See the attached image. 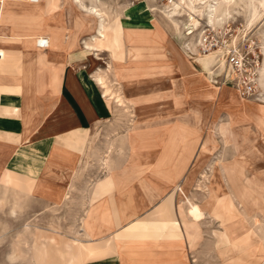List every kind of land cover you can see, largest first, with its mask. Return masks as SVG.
I'll use <instances>...</instances> for the list:
<instances>
[{
  "label": "crops",
  "instance_id": "0c3cea01",
  "mask_svg": "<svg viewBox=\"0 0 264 264\" xmlns=\"http://www.w3.org/2000/svg\"><path fill=\"white\" fill-rule=\"evenodd\" d=\"M92 1L90 5L93 6L95 3ZM79 4L85 9L89 6L83 0H70L69 6L75 7L79 13L70 12L72 23L68 29L59 14H56L59 6L57 0H0V52L3 56L0 59V183L17 193H37L41 201L47 203L58 202L64 197L67 178L84 161V148L88 140L92 139V132L113 127L111 118L114 106L104 102L101 87L92 76L93 57H99L102 52L109 54L107 48H113L119 35L126 47L124 34H144L154 30L150 28L154 26L150 12L141 4L124 11L119 25L108 26L105 39L97 38L102 47L95 51L88 50L86 44H94L90 37L97 36V26L89 25V15ZM84 26L92 31L87 39L81 41L85 45L79 48L71 46L77 30ZM65 30L70 31L67 40L62 37ZM41 39L47 40L45 48L36 44V40ZM131 50L137 58L125 62L135 75L141 77V82L127 88L125 94L134 101L143 97L140 108L151 103L153 98L149 96L150 93L161 94L162 104L178 105L177 92L186 93L200 86L190 78L186 80L182 77L176 81L175 76L180 75L182 68L175 61L170 46L134 45ZM205 61L204 57H198L196 62L204 69ZM162 78H168L172 87L158 80ZM231 96H236L232 89L221 94L228 103L229 111L248 106L232 104L229 100ZM251 106L256 109L258 104ZM199 114H202L201 111ZM139 115L144 119V127L134 137V142H137L134 145L141 149L150 143L152 147L158 145L161 147L158 159L150 164L141 156L140 149L135 158H127V167L115 168L109 160V154L110 146L117 138L110 139L103 154V157L108 155V174L91 187L87 199L89 205L81 219L78 236L64 238L56 230L49 235L35 230L30 244L33 264H193L191 257L202 256L198 238L201 233L199 217L183 215L180 209L182 200L178 203L175 201L177 190L181 199L186 195V192H182V185L178 189L168 190L167 180L171 178L168 174L173 171L166 168L165 163L169 160L166 155H162L173 126L181 125L182 122L158 126L146 121L155 117L153 114ZM228 120L218 125L227 124ZM243 126L249 133L254 132L249 131L248 126ZM208 137L211 135L208 134L201 144V152L205 149L204 142ZM222 140L225 145L229 144L224 137ZM178 144L177 139L175 145ZM125 145L127 148L123 147L124 151L120 153L129 156V141ZM254 149L255 153L262 154L264 142L254 144ZM126 151H129L128 154ZM180 151L181 147L175 149L171 162H178ZM246 156L245 161L253 159L256 162V155ZM236 159L234 162L243 161V157ZM258 165L254 163L255 167ZM194 167L197 168L196 164ZM136 170H145L146 174H134ZM181 171V168L178 169L176 175ZM226 203L222 207L210 203L208 208L231 210L230 214H235V209L229 208ZM16 207L17 200L13 201L10 210L15 211ZM216 213L217 216H210L219 222L232 220L230 214L220 217L218 211ZM256 237L257 232L238 234L230 239L218 224L217 228L212 229V235H208L207 250H203L207 251L208 264H215L216 250L223 255L222 264H250L239 256L232 257L230 249H233L232 252H241L249 259L254 255L261 262L260 254L264 246L259 239L254 241ZM11 256H17L15 248Z\"/></svg>",
  "mask_w": 264,
  "mask_h": 264
},
{
  "label": "rangeland",
  "instance_id": "374dc122",
  "mask_svg": "<svg viewBox=\"0 0 264 264\" xmlns=\"http://www.w3.org/2000/svg\"><path fill=\"white\" fill-rule=\"evenodd\" d=\"M90 1L91 0H83L86 5H89L88 8L92 6L90 5ZM93 1L100 9H107V12L112 16L114 15V12L116 13L122 11L120 16L114 20L116 22L110 24L109 26L119 25V20L122 16L121 14H123L124 11L142 4V6L150 12V19H152L154 24L153 27L150 26L151 29H154L153 31L151 30V32H146L140 35L144 36L145 39L142 44H166L168 47L170 46L173 50V56L182 68L180 75L175 76L176 81L185 77L186 80L188 78L193 79L196 84L202 86L200 88L201 90L198 89L195 92H193L192 89H189L186 93L183 91L177 92L178 95L176 96L179 99L178 105L170 103L162 104L163 100L160 98L161 94L157 95L150 93L149 96L153 98L151 103L148 106L138 109L137 112L153 114V116L155 115V117L147 119L148 123H155L159 126L162 123L172 125L176 122H182L181 125L176 126L186 127L191 130L190 139L192 144L194 143L193 141H195V146L191 156L186 161L182 144L179 142L178 145H175V141H171L170 143L169 137L166 141V145L163 147L164 151L162 155H166L169 160V162L165 163L166 168L173 171L168 174L171 175V178H168L169 180H167L168 190L171 191L174 188L178 189V186L182 185V192H186V195L183 197L184 199H181L179 190H177L175 194V201L178 203L179 200H182L180 201L182 202L180 209H182L183 215H189V218L199 217L200 220L199 229H201V233L198 234V238L200 239L199 243L202 256L200 258L193 256L190 260L193 264H208L207 251L203 250H207L208 235H212V229L217 228L218 224L220 225V222L218 219L209 215V204H205V190L202 188L200 191L197 190L200 181L202 185H205V182L207 181L202 180L201 175L206 172L208 173L207 177L209 178L211 174L209 167L213 165V167L216 168V165L214 164H217L220 170L221 162L223 164H233L235 166L234 170H237L236 174L238 175L242 171V166L239 165L238 167V162H234L237 160L234 154H237L240 151L235 150V145H232L233 147L229 144L225 145L218 129V124L221 121L228 120V113L230 112L229 108H227L228 103L225 102V99H222L221 94H223L227 89H232L243 104L250 106L252 104L261 105L260 103H264V99H261L260 97H241L231 83L222 79L225 68V61L223 58L225 48L223 45L225 43H231V41L244 40L243 46L245 47V44L249 42L250 48L259 54L261 67L263 60L262 46L264 41L263 24L261 25V22L263 20L261 22L259 20H254L252 23L247 24V0H235V4L232 5L233 10L230 15L214 26H212V24H208L205 21L204 16L196 15L197 13H194L187 7H181L180 5L174 6L172 2H177L178 0ZM57 3L59 6L57 7L56 14H59V17L63 20L64 26L68 29L71 28L72 19L70 12L72 14H77L79 13L78 10H76L73 6V8L69 6L70 0H57ZM212 3L215 2L212 1ZM16 6L19 8L18 5ZM189 13L195 16V22L193 25L189 20ZM89 25L93 26L90 21ZM87 28L88 27L84 26L77 30L73 44L70 43V45L72 44L71 46L79 48L85 45L82 44L83 42L81 43V41H84L90 34H92V31H89ZM191 30H193V32L191 34L188 33ZM69 33V30L63 31V34L65 35L62 37L67 40L68 38L66 36H68ZM205 34L208 35L210 43L217 42V46H209L208 48H210V50L204 52L201 49V46L203 43V36ZM104 35L106 37V31L104 32ZM105 37L103 38L105 39ZM124 37L126 39V45L132 41L129 34H124ZM120 38L121 35L118 36L113 48H107L114 52L113 58H111L107 52L100 53L99 57H93L95 59L94 66H92V69H94L92 76L96 77L97 75L105 73L108 76V80L114 90L119 87V81L114 77L113 66L121 74H126L128 76L131 75V77L139 79L141 78L140 76L135 75L132 70L128 68V65L124 63L125 45L123 46ZM89 41L91 40L89 39ZM194 42L197 44L195 48H192V43ZM99 43L100 41H97V46L102 47ZM86 49L88 48L86 47ZM198 57H204L206 60L204 62L206 68H201L196 62ZM152 80H156V78H152ZM158 80L165 81L167 87H172L168 78ZM149 81L148 83H150ZM145 82H147V79L144 83ZM151 83H153V81ZM206 89L211 91V95L203 92V90L206 91ZM262 89L263 88L259 83L258 91L264 95V90ZM166 95L167 94L162 97H165ZM111 106L113 107L114 105L111 104ZM113 109L114 114L111 118L113 127L108 130L105 127L95 129L94 132H92L94 133L92 134V139L88 140V144L84 148L85 159L81 162L79 168L73 171L70 178H67L65 195L60 201L54 203L43 202L41 201L42 198L37 196V193L32 195L17 193L13 188H4L0 183V264H33L30 258V244L36 233L35 230H40L44 234L48 235L53 234V230H56L61 233L64 238H73L78 236L81 219L87 206L89 205L87 203V199L90 194L91 187L94 185V182L108 174V169L102 166L103 164L101 160L103 161V154L108 148V141L110 139L112 141L113 138H117V141L110 146L111 148L114 147L111 149L109 154V160L113 163V167H127V158H135L136 155H129V157L120 153L121 150L122 152L124 151L123 147L127 148V145H125V142H128L126 129L130 124V114L123 111L121 108L119 109L113 107ZM200 111L202 113L201 115L199 114ZM229 124L230 123L228 122L226 125ZM243 124L248 126L249 131L253 130L254 132L249 133L245 130ZM240 125L241 130L238 133H235V136H238L237 138L248 136L255 145L257 142H264V136H262V133L254 122H240ZM158 129L162 131L161 128L158 127ZM230 129L231 131L233 130L232 127H230ZM158 132L159 131L156 133ZM151 133L153 134V131ZM208 134H210L214 140H212L211 137H208L210 143L207 147H204V151L201 152V144ZM232 142L235 141H231V143ZM123 144L125 146H123ZM152 145L153 144L150 143L149 146H146L145 149H141L140 152L141 156L145 157L144 159H147L150 164L155 162L161 153V147L158 145L152 147ZM250 145L249 148L251 147ZM177 147H181V153L178 162L174 163L171 162V159ZM210 147L211 151H209ZM128 149L130 151L129 147ZM129 151H126V154H128ZM253 155L254 154L251 153L250 157ZM255 155L257 156L255 159L256 162H254L252 158V161L248 159V167L251 169L243 172L242 181L243 185H245V187L243 186V191L245 192V203L248 207V216H250L247 218L248 222L250 221L249 223L252 224L253 216H256L259 218L260 222L264 224V184L250 174L251 170H254V163H258L262 166L260 169L261 171L259 172H264V155L260 153H256ZM195 164L197 168L194 167ZM180 168L182 171L179 175H176V171ZM144 171L145 170H136V173L134 174H142ZM261 176L264 177V175ZM183 177H187L188 181L185 182L186 179L183 180ZM16 200L17 207L15 208V211L10 210L13 201ZM224 232L227 233L230 239H233L238 234H251L252 228L249 224H247V221L243 220L233 227L228 226ZM256 232L258 237H256L254 241H258L259 239V242H262L260 244L264 246V227H260ZM14 248L16 249L17 256L12 257L11 254ZM230 251L232 257L239 256L240 258L249 261L250 264H264V262L257 261L256 256L254 255H252L249 259L246 255H242L241 252H232V249H230ZM223 261V255H220L218 250H216L215 264H222Z\"/></svg>",
  "mask_w": 264,
  "mask_h": 264
},
{
  "label": "bare ground",
  "instance_id": "6f19581e",
  "mask_svg": "<svg viewBox=\"0 0 264 264\" xmlns=\"http://www.w3.org/2000/svg\"><path fill=\"white\" fill-rule=\"evenodd\" d=\"M32 1H37V0H32ZM74 1H76V0H74ZM212 1H214L215 3H212ZM263 1L264 0H247L246 12H247L248 19L247 18L246 19L248 20L247 24L252 23L254 20H259L260 22L263 20L261 22V25L263 24V35H264V2ZM172 3L174 6L180 5L181 7H183V6L187 7L188 9L192 10L194 13H197L196 15L204 16L205 21L208 24H212V26H214L215 24L220 23L225 17L230 15L231 11L233 10L232 5L235 4V0H178L177 2L173 1ZM79 5H81V4H79ZM81 7L83 10L87 11V13L89 15L88 18H89L90 23L93 26L94 25L97 26L96 31L98 33L97 36L91 37L94 40L93 41L94 44H90V43L86 44V47L88 49H92V50L93 49H95V50L99 49L100 47L97 46V41H99V40L97 38L98 37H105L104 32L106 31L107 27L110 24H113L116 22L114 20L117 19L118 16H120V13L122 11L116 12V13L114 12V15L112 16L111 14H109L107 12V9H100L96 5L91 6L90 8H87V9H85V7L83 5H81ZM121 10H122V8H121ZM121 15H123V14H121ZM189 20L191 21V24L193 25V23L195 22V16L189 13ZM192 32H193V30H191L188 33L191 34ZM140 35L141 34H130L132 41H130L129 44H127L126 47L124 48V59H123L124 62L127 61V63H129V60H133V59L137 58V56L134 54L133 50H131V47H134V45L135 46L136 45L137 46L148 45V44H142L145 39H144V36H140ZM196 44L197 43H195V42L192 43V48H195ZM109 52H110L109 54H110L111 58H113L114 52L112 50H109ZM193 52H194V50H193ZM262 52H263V60H262L261 68H260L259 83L261 84V87L263 88L262 90H264V41H263V46H262ZM196 55H197V53H196ZM2 57H3L2 53L0 52V59H2ZM175 61H176V59H175ZM113 74H114V77L119 81V83H118L119 87H117L116 90H114L112 88V86L108 80V76L105 73H102L101 75H97L96 77H94V79L98 82L99 86L101 87V92L103 94L104 102L107 105L110 106L112 104V105H114L115 108H119V109L121 108V109H123V111H126L128 114H130V118H131V120L129 122L130 126H129V128L127 127L126 133L128 134L127 138H128L129 143H130V149H131L130 155L131 156L137 155L140 152L141 148L137 145H134L135 143H137V142H134V137L136 135H138L137 134L139 132L138 130H140L141 128L144 127V123H143L144 119L142 118V115H139L140 113L137 112V110L140 109L139 104L142 102L143 97H138L137 100L134 101V99L126 96L125 90L127 88H130V87L136 85L138 82H140V79L135 78V77H131V75L128 76L126 74H121L120 72H118V70H116V68L114 66H113ZM148 74H150V73H148ZM200 88L201 87H199V86L193 87L192 91L195 92L196 90H198ZM203 92H206L207 94L211 95L210 90H207V91L203 90ZM229 100L232 102V104L239 103V104L245 105V104L241 103V100L238 98L237 95L231 96V98ZM258 100H260V99H258ZM146 101H149V99H147ZM260 104L261 105H258L256 107V109H255V107L252 108L251 105L247 106L246 108L244 107L243 109H240V110H237L235 108L230 109V111H231L230 119H229L230 124L229 125L222 124L219 126V132L222 135V137H224L225 142L229 143L233 146L235 145L234 146L235 150L240 151L237 154L235 153V155H234L235 158L241 159L243 157V161H240L237 164L238 167H239V165L242 166V171L240 172V174L239 175L236 174L237 170L236 171L234 170L235 166L233 164H223L221 162L220 163V165H221L220 170L218 168V165L214 164V165H216V168H214L213 165H211L209 167L210 172H211L209 178L207 177L208 173H206V172L201 175L202 180H207L205 182L207 185L206 184L202 185L201 181H200L198 184L199 187H197V190H199V191L201 188L203 190H205V192H206L205 198H206L207 204L211 203V204H214L215 206L219 205L222 207L223 204L225 202H227L226 205L229 208L235 209L234 210L235 214H230V213H232L231 210H226V211H224V210H210L209 215L215 214L217 216V213H216L217 211H218L220 217L222 214L225 215L226 217H228V215L230 214V219H232L231 221L223 222V220H222L220 222V226L224 230H226V228L228 226L233 227L234 225L239 224L243 220L247 221V224H249L250 227L252 228L251 234H255L257 229H259L260 227H262V228L264 227V224H262L260 222L259 218H257L256 216L253 217L252 224L249 223L250 221L248 222L247 218L250 216H248V214H247L248 207H247V204L245 203V192L243 191V186L245 187V185H243V181H242L243 174H244L243 172L251 169V168L249 169L248 162L245 161V157H247L246 154H249V155H251V153L254 155L256 154L255 149H254V145L251 148H249V145L254 144V142L251 141L248 136H243L242 138L241 137L237 138L238 136H235V133H238L241 130L240 122L244 123L246 121L254 122L255 125L259 128L260 132L262 133V136H264V103H260ZM237 123H239V124H237ZM232 126L234 128L231 131L230 127H232ZM190 135H191V130L187 129L186 127L175 126V127H173V130L169 133V136H168L170 138V143H171V141L176 142L177 141L176 139H178V141L182 144L183 153L185 155L184 157L186 158L185 161L191 156L192 151H193L194 146H195V141H193L194 143L192 144L191 139H190ZM137 140H139V138ZM231 141H235V142L231 143ZM204 143H205V147H207L208 144L210 143L209 138H207V140ZM110 150H111V147H110ZM258 153H260V152H258ZM261 153L264 154V152H261ZM241 155H243V156H241ZM107 158H108V155H104L103 161L101 160V162L103 164V165L102 164L101 165L103 167H106V165H107V163H106ZM199 164H200V162H199ZM261 168H262V166H260V165H258L257 167L254 166V168H253L254 170H251V174L255 178H257L258 181H260L262 184H264V177L261 176V175H264V172H259V171H261L260 170ZM183 180H185V182H187L188 178L184 177ZM255 224H258L259 226L258 225L256 226ZM246 234H249V233H246ZM248 247H250V246H248ZM242 248H243V245H242ZM260 260H261V262H264V251H262V253L260 254Z\"/></svg>",
  "mask_w": 264,
  "mask_h": 264
},
{
  "label": "built area",
  "instance_id": "2783aa9c",
  "mask_svg": "<svg viewBox=\"0 0 264 264\" xmlns=\"http://www.w3.org/2000/svg\"><path fill=\"white\" fill-rule=\"evenodd\" d=\"M208 35L203 36L201 49L205 52L210 50L209 46H217V42L208 40ZM39 47L45 48L47 40H36ZM244 45V40L231 41L223 46L225 68L222 79L232 84L237 93L244 98H261L264 99L263 93L258 91L259 74H260V57L259 54L250 48V43Z\"/></svg>",
  "mask_w": 264,
  "mask_h": 264
}]
</instances>
